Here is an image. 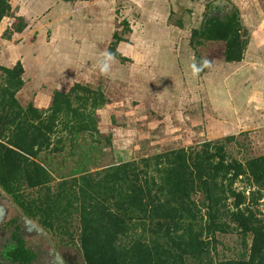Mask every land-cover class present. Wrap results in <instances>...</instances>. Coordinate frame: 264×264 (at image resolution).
I'll list each match as a JSON object with an SVG mask.
<instances>
[{
  "label": "trees",
  "instance_id": "obj_1",
  "mask_svg": "<svg viewBox=\"0 0 264 264\" xmlns=\"http://www.w3.org/2000/svg\"><path fill=\"white\" fill-rule=\"evenodd\" d=\"M14 1L0 0V24L14 19L12 29L20 33L27 24L16 17ZM216 9L211 2L200 28L191 32L199 76L207 71L210 44L230 64L243 61L249 44L239 11L221 17ZM123 41L114 33L108 51L126 63L117 52ZM23 75L20 62L0 66V195L10 197L26 218L72 242L76 219L85 264H264L258 209L264 201V156L233 158L227 146L237 139L226 137L92 173L82 168L52 185L51 153L66 147L77 153L83 135L111 147L112 134L104 132L100 117L107 99L101 88L74 84L69 92L55 91L47 110L23 106L17 98ZM220 234L239 235L246 250L215 263L211 246Z\"/></svg>",
  "mask_w": 264,
  "mask_h": 264
},
{
  "label": "crops",
  "instance_id": "obj_2",
  "mask_svg": "<svg viewBox=\"0 0 264 264\" xmlns=\"http://www.w3.org/2000/svg\"><path fill=\"white\" fill-rule=\"evenodd\" d=\"M44 1L15 0V9H18L15 15L27 24L24 31L14 32V19L5 18L0 24V66L13 68L19 62L23 65L24 87L17 95L23 106L32 102L36 108L47 110L55 91L69 92L79 80L92 85L97 76H101L115 87L119 78L129 76L130 83L146 93L142 104L164 116L165 122L169 120L173 124L175 120L176 126L182 125L180 123L191 116L189 113L184 116L188 111L204 121L209 127L208 136L214 138L230 135V113L243 131L247 127H264V25L257 32L245 20L243 24L250 38L243 61L230 64L220 57L217 62H209L202 76L193 74L190 67L196 64L193 59L183 60L187 56L175 55L170 50L168 53L165 50L159 54L153 52V56L146 55L144 59L131 58L134 63L123 70L122 66L127 63L115 58L110 72L101 74L97 60L101 53L109 50L115 32L107 41L102 36L104 24L71 23L69 14L59 18L60 13ZM230 3L233 10L237 9L236 3L232 0ZM186 28L184 25L177 30L187 31ZM8 30L14 33L5 38ZM157 41L160 43L153 46H176L178 43V39L158 38ZM122 44L118 45L117 52L124 58ZM154 78H160L162 86L157 92L147 93L154 82H145ZM140 80L144 81L139 83Z\"/></svg>",
  "mask_w": 264,
  "mask_h": 264
},
{
  "label": "rangeland",
  "instance_id": "obj_3",
  "mask_svg": "<svg viewBox=\"0 0 264 264\" xmlns=\"http://www.w3.org/2000/svg\"><path fill=\"white\" fill-rule=\"evenodd\" d=\"M217 1L45 0L44 2L48 6L51 5L54 11L60 13L59 18H62L65 14H69L72 19L71 23L81 21L85 24H104L105 27L102 36L107 41H109L114 32H118L124 40L122 44L124 51L121 54L129 60L126 62V66H122L121 69L123 70V68H128L127 66L134 63L131 61V58L137 56L138 58L142 57L144 59L146 55L153 56L155 52L159 54L162 50H165L167 53L170 50L175 55L187 56L183 60H190L191 58L195 62V52L190 46L192 29L200 28L209 4ZM232 1L237 4L236 8L239 11L242 22L246 20L247 23L249 22L250 28L257 32L263 28L264 0ZM14 6H16L15 1ZM66 8L68 11H66ZM255 10L258 14H254L256 12ZM247 12L252 14L249 15ZM184 25L187 26V31L177 30V28L181 29ZM158 38L161 40L169 39L170 41L172 39H178V43L176 46H153L154 44L160 43L157 41ZM152 41H155V43ZM207 49L209 51L207 54L205 52V55L211 57H208L210 61H216L220 58V50L216 45L212 46L210 44ZM213 53H216L218 57L212 59L214 56ZM28 57L30 56L28 55ZM185 62L184 64H187ZM215 65L213 64V66ZM115 68L113 69L114 71ZM97 78L90 86L94 89L101 88L106 96L107 104L101 110L100 117L102 124L105 126L104 132H110L112 134L111 147H107L104 141L100 144L93 142L92 139L97 140V137L91 138L88 135H83L78 138L76 146L78 147L80 145V150L77 153L70 152L67 147L62 153H51L48 158L49 166L47 165V167L53 172L54 182L52 185L60 182L61 180L59 178L73 176L75 172L82 168L92 173L101 170L102 167L107 168L112 165L135 161L143 157H149L157 153L179 148L196 147L205 142L225 139L226 137H235L237 139L235 143L232 142L227 146L228 152L233 158L243 162L250 157L264 156V127L262 126L247 127L243 131V128L237 125L234 115L230 113V135L214 138L210 134L208 136L207 130L209 127L204 124V121H200L197 116H194V113L188 111L184 112V116L188 113L191 116L188 117V120L185 119L184 123H180L179 121L182 125L176 126L175 120L173 124L169 120L165 122L164 116L155 113L151 107H146V105L142 104L143 95L146 93L144 90L130 83L129 76L119 78L117 81L118 86L115 87L113 84H110L108 79L104 80L101 76H97ZM159 79H149L150 81L145 82H154L153 87L146 90L147 93L152 94L159 90L158 87L162 86V81ZM142 81L144 80H140L139 83H142ZM76 84L89 85L80 82V80ZM178 110L181 114V109ZM201 117L204 118L202 115ZM112 120H115L117 126H113ZM108 130L110 131L108 132ZM30 193L32 194V192ZM7 205L10 211L5 223H8L15 217L20 219L17 210L10 207L9 204ZM258 209L262 214L261 218L264 219V201L260 203ZM76 221L75 219L72 230H70V233L73 232L74 234V242L66 239V237L63 239L57 236V234H53L60 243L62 242V246L73 247L72 251L80 258L81 263L84 264L83 255L77 243L79 225ZM251 241L252 239L249 237L247 239L248 250ZM245 250L246 248L239 235L220 234L217 235L216 242L212 243L211 258H213L215 263H219L224 260L238 258Z\"/></svg>",
  "mask_w": 264,
  "mask_h": 264
},
{
  "label": "flooded vegetation",
  "instance_id": "obj_4",
  "mask_svg": "<svg viewBox=\"0 0 264 264\" xmlns=\"http://www.w3.org/2000/svg\"><path fill=\"white\" fill-rule=\"evenodd\" d=\"M219 8L215 12L221 17L234 11L224 5H219ZM17 209L20 211L18 207ZM32 222L45 235L32 229L27 230L24 235L18 217L12 218L3 225L0 229V264H55L57 255L65 264H82L80 258L72 251L73 247L62 246V242L60 243L52 232Z\"/></svg>",
  "mask_w": 264,
  "mask_h": 264
},
{
  "label": "water",
  "instance_id": "obj_5",
  "mask_svg": "<svg viewBox=\"0 0 264 264\" xmlns=\"http://www.w3.org/2000/svg\"><path fill=\"white\" fill-rule=\"evenodd\" d=\"M219 5H224L228 6L230 10L234 8V6L230 3L228 0H218L217 2L214 3V6H219ZM8 196L1 191L0 195V228L2 225L7 221L8 216H9V206L12 207L13 209L17 210V213L21 219V228L24 233L27 232V230H34L37 233L44 234V232L38 228L37 225H35L32 221L27 219L18 209L16 208L15 204L10 200V198H7ZM45 235V234H44ZM55 264H65L61 258L57 255L55 259Z\"/></svg>",
  "mask_w": 264,
  "mask_h": 264
},
{
  "label": "clouds",
  "instance_id": "obj_6",
  "mask_svg": "<svg viewBox=\"0 0 264 264\" xmlns=\"http://www.w3.org/2000/svg\"><path fill=\"white\" fill-rule=\"evenodd\" d=\"M114 54L110 51H104L100 54L97 60V67L101 74H108L111 70V65L114 62ZM193 74L198 73L201 69L196 65H190Z\"/></svg>",
  "mask_w": 264,
  "mask_h": 264
}]
</instances>
